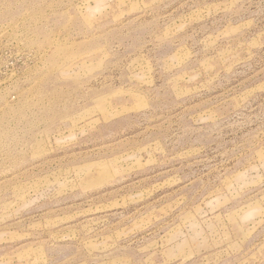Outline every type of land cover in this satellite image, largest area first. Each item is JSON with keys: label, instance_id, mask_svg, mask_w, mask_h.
Listing matches in <instances>:
<instances>
[{"label": "rangeland", "instance_id": "1", "mask_svg": "<svg viewBox=\"0 0 264 264\" xmlns=\"http://www.w3.org/2000/svg\"><path fill=\"white\" fill-rule=\"evenodd\" d=\"M0 264H264V0H0Z\"/></svg>", "mask_w": 264, "mask_h": 264}]
</instances>
